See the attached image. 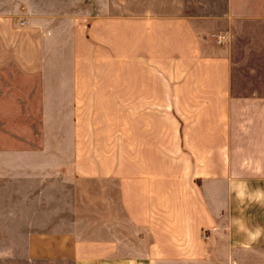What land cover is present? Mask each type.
Here are the masks:
<instances>
[{"label": "crops", "instance_id": "obj_1", "mask_svg": "<svg viewBox=\"0 0 264 264\" xmlns=\"http://www.w3.org/2000/svg\"><path fill=\"white\" fill-rule=\"evenodd\" d=\"M91 1L0 5V258L264 264V0Z\"/></svg>", "mask_w": 264, "mask_h": 264}, {"label": "rangeland", "instance_id": "obj_2", "mask_svg": "<svg viewBox=\"0 0 264 264\" xmlns=\"http://www.w3.org/2000/svg\"><path fill=\"white\" fill-rule=\"evenodd\" d=\"M58 1V2H57ZM245 1V0H243ZM100 3L93 2L91 0H81L79 3H73L71 0H0V5L3 10L8 9L9 11L21 10L27 12L28 10H35L37 12L53 11L62 9L66 11H73L81 7L82 10L90 9L92 13L97 12V7ZM150 3H146V6ZM226 6V0H186L183 6L185 12H193L196 14H207L213 15L224 12ZM142 9V4H139L137 0H113L111 12L115 13H130L136 12V10ZM88 17L83 21H88ZM197 30L203 36L211 39V33L218 30L216 19L213 17H201L192 19ZM0 264H50L39 261H28L20 256H9L0 258ZM54 264V263H52ZM56 264V263H55Z\"/></svg>", "mask_w": 264, "mask_h": 264}, {"label": "built area", "instance_id": "obj_3", "mask_svg": "<svg viewBox=\"0 0 264 264\" xmlns=\"http://www.w3.org/2000/svg\"><path fill=\"white\" fill-rule=\"evenodd\" d=\"M217 43H223L227 40V34L224 32L212 33Z\"/></svg>", "mask_w": 264, "mask_h": 264}]
</instances>
